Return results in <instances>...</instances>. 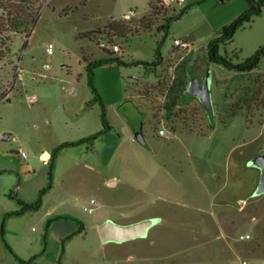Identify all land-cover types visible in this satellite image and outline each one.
Masks as SVG:
<instances>
[{"label": "rangeland", "instance_id": "obj_1", "mask_svg": "<svg viewBox=\"0 0 264 264\" xmlns=\"http://www.w3.org/2000/svg\"><path fill=\"white\" fill-rule=\"evenodd\" d=\"M150 1L47 0L24 50L22 32L0 34V96L5 95L0 131L12 129L17 139L35 147L28 155L31 169H11L10 162L25 166L26 159L12 141H0V264L124 261L128 246L116 252L117 244L102 243L96 222L129 224L148 217L153 225L147 233L158 234L167 250L162 261L150 264H264V192L255 193L252 172L259 169L250 162L264 150V77L256 78L258 69L248 75L208 62L206 45L221 27L208 39L203 35L209 21L224 19L218 12L211 14L208 0H152L162 11L152 18L151 29H144L136 21L151 13ZM184 7L186 13L170 23L167 35L157 30L164 17ZM122 19L133 20L137 32L127 38L108 35L106 24ZM186 34L193 42L191 54L173 46L174 38ZM159 42L163 59L154 67ZM49 43L51 55L46 53ZM102 43L117 44V55L127 63L113 62L119 66L117 80L101 85L93 69L111 128L92 145L63 147L52 187L42 195L39 208L8 215L22 207L19 199L34 204L48 186L50 162L41 150L50 155L58 144L102 129L101 106L93 100L85 68L111 51ZM261 46L264 4L261 14L240 27L220 53L241 62ZM45 63L51 66L48 71ZM258 67H264V58ZM213 73L227 79L222 89L214 84ZM193 74L212 83L211 114L198 98L183 96ZM113 86L119 89V100L105 102ZM140 129L147 146L134 139L133 132ZM261 130L263 136L256 138ZM89 206L93 212L84 209ZM56 216L64 217L46 228L47 218Z\"/></svg>", "mask_w": 264, "mask_h": 264}, {"label": "trees", "instance_id": "obj_2", "mask_svg": "<svg viewBox=\"0 0 264 264\" xmlns=\"http://www.w3.org/2000/svg\"><path fill=\"white\" fill-rule=\"evenodd\" d=\"M47 0H0V34L3 32H22L25 35V42L23 43L22 50L27 46V39L29 38L32 29L39 17L40 10L43 6V3ZM158 1V0H156ZM204 0H197V3H200ZM232 0H218L219 3H225ZM247 7L242 11L236 18H234L230 23L225 24L219 30L217 36L212 38L206 45V55L209 63L222 65L224 68L229 70H234L237 72H251L254 69H257L261 60L264 58V46L259 47L250 57L246 58L241 62H233L232 58L227 56V54L220 53V48L222 45H225L227 42H231L235 32L242 27L244 24L250 22L254 16L261 14V9L264 4V0H245ZM151 13L147 16H143L136 21V23L144 28L151 29L153 17H156L161 14L162 9L155 5L152 0L149 3ZM187 8H182L178 13L171 15L169 17H164V23L157 27L158 31H164L165 35L169 30L170 23L173 20L180 18L186 13ZM133 20H112L106 24L105 29L107 30L108 35L111 37L118 38H127L131 33H136L137 29L133 28ZM0 39L2 37L0 36ZM4 44V43H1ZM161 42L157 44L155 49V60L151 63L152 66L156 67L162 62L161 54ZM106 56L104 58L98 59L93 62L86 64V72L88 76V86L91 89V92L94 94L93 100L101 106V121L103 124L102 129L99 131L86 136L84 138L75 140V141H65L57 146H55L49 156V184L47 187L43 188L40 192L38 200L34 204H26L22 200H18L22 207L14 212L8 213L11 214H20L27 208L37 209L41 205L42 195L52 187V174L57 158L58 152L63 147L76 146L83 143H88L92 145V142L101 134L105 133L111 128V125L108 124L105 114V106L103 101L100 98V95L93 83V68L103 64L117 63V64H127L123 61L121 57L117 55V52L105 50ZM85 60V59H84ZM141 62H132V64H140ZM256 84L260 85L259 81H256ZM188 88L185 90L183 96L185 97ZM5 95L0 96V101L4 99ZM192 98V97H191ZM64 216H56L47 218L45 227H49V224L53 219L61 218ZM83 228L82 225L79 226L78 231H81ZM1 232L3 235V225L1 226ZM6 246L12 251L9 245L5 242ZM13 254H15L13 252ZM16 259L22 263L27 261L19 258L15 255ZM34 257L28 260L31 261Z\"/></svg>", "mask_w": 264, "mask_h": 264}, {"label": "crops", "instance_id": "obj_3", "mask_svg": "<svg viewBox=\"0 0 264 264\" xmlns=\"http://www.w3.org/2000/svg\"><path fill=\"white\" fill-rule=\"evenodd\" d=\"M185 2H186V0H184L181 3H185ZM208 4H209L208 8L211 11V14L218 12L220 14L219 16L223 17L224 19L219 20V22L217 24L215 23V20L209 21L210 27L207 26L206 34L203 35L204 38L206 37V39H208L207 37H210V35L214 31H216V29L224 26V24H226V23H230L235 17H237L239 15V13L241 11L245 10V8H246L245 0H232V1L225 2V3H219L218 0H208ZM132 14H135V13L133 12ZM188 36L189 35L186 34V35L182 36L181 39L188 40L190 42L191 48H192L193 42H191L187 38ZM191 52H192V50L190 49L189 53L191 54ZM109 64H103V65H99V66L94 67L95 68V75H96V78L98 80L97 81L98 85L99 84L101 85V83H103L105 80L110 81V80H113V78H116V80H117L118 72H119V70H118L119 66L112 64V63H109ZM104 65H107V66H104ZM257 69H258V73H257L256 78H259L261 76L264 77V67H258ZM252 71L251 72H244V73L251 75ZM246 79L249 81V83H247V85L252 83V81L249 79V77H247ZM244 85H246V84H244ZM112 92H113V95H111L110 92H109V95L107 94L108 97L106 99H104L105 102L108 101L110 103H113V102H116L117 100H119V97H120L119 89H117L113 86ZM114 92H115V94H114ZM115 98L117 100H115ZM98 118H99V116H98ZM261 128L264 129V124L262 125ZM4 130L9 131L12 134V140L11 141L19 149H25L27 151L28 155H29V153H32L35 151L34 144H32V143L24 144V142L17 139V137L14 135V132L12 129L6 128ZM262 134H263V130H261V132H259V134H257V136H255V137L256 138L261 137ZM255 137L252 138L251 142H254L256 140ZM98 140L100 141L101 139H98ZM263 140H264V136H263ZM261 144H262V142H260V144L256 145V147L252 148L251 152L255 153L257 147ZM83 146H85V144L82 145L81 147H83ZM10 151L12 153V151H14V149L10 148ZM41 154H43L44 157H46V158H49V156H50L48 154L47 150H44V151L41 150ZM28 158H29V156H27V158H26L25 166H21L18 163L15 164L14 162L9 161L10 162L9 164L11 165L10 166L11 169H13V168L18 169V170L24 169V168L25 169H31V167H33L32 166L33 163ZM57 164H58V159L55 162V169H57ZM84 165L87 167H94V165L90 164V163H84ZM55 169H54V171H55ZM228 170H229V168H228ZM258 172L259 171H253L252 172V174L254 175L255 181H256V182H254L255 185L258 184V174H259ZM227 174H228V171H227ZM220 191L221 190L217 191L216 195H218ZM238 201H239V199H238ZM198 209H201V208L198 207ZM148 218H152V217H148ZM142 219H146V218H142ZM142 219H138V220H135L133 222L140 221ZM133 222H130V223H133ZM98 223H99V221L96 222V225H98ZM157 237H159L158 234H154V233L149 232L144 237H139V238L128 240V241H125L122 243L107 242V243L117 244V245H114L116 252L121 250V248H123V246H128V251H127V254L125 256L124 261H123V259L120 260L118 258L117 259L113 258L112 260L110 258H106L105 261L107 264H110V263L122 264V261L124 263H127V264H150L153 261L160 262L163 260L164 256L167 254V250L165 248H162V245H161L162 243L160 242L161 239L157 238Z\"/></svg>", "mask_w": 264, "mask_h": 264}, {"label": "water", "instance_id": "obj_4", "mask_svg": "<svg viewBox=\"0 0 264 264\" xmlns=\"http://www.w3.org/2000/svg\"><path fill=\"white\" fill-rule=\"evenodd\" d=\"M213 82L218 86L221 82L222 89L227 83V79H218L213 73ZM186 98L196 97L199 99L205 110L209 114L212 113V104L209 91V85L207 81L202 84L197 74H193L191 82L188 86V90L185 95ZM134 139L141 145L147 146L142 129L135 130L133 132ZM251 165L258 168L260 171L259 181L255 190L256 194H261L264 192V150L259 154L255 155L251 160ZM111 184L113 182H110ZM153 225V220L151 218L142 219L129 224H119L111 220L103 221L98 224V234L102 243L116 242L122 243L128 240L136 239L139 237H144L149 228Z\"/></svg>", "mask_w": 264, "mask_h": 264}, {"label": "built area", "instance_id": "obj_5", "mask_svg": "<svg viewBox=\"0 0 264 264\" xmlns=\"http://www.w3.org/2000/svg\"><path fill=\"white\" fill-rule=\"evenodd\" d=\"M166 4H168L169 2L173 1V0H163ZM184 0H177L178 3H181L183 2ZM127 17V16H125ZM173 46L175 47H178L180 49H190L191 48V44L188 40H185V39H181V38H174L173 39ZM101 47L102 48H109V50L113 51V52H118L120 50L119 46L117 44H110V45H106L104 43L101 44ZM53 45L51 43H49L47 45V48H46V53L48 55H51L53 53ZM8 58V57H7ZM3 59V56H2V53L0 52V61ZM9 59V58H8ZM20 62L21 61H18L17 62V66L19 67L20 66ZM43 68L44 70H49L51 68V66L48 64V63H45L43 65ZM173 70H174V66H171L170 67V73L173 75ZM41 77H45V75L43 74H40ZM166 133V130L164 129H159L158 131V134L159 135H165ZM12 140V134L9 132V131H0V141H11ZM20 155L22 156V158L26 159L27 156H28V153L25 149H20ZM91 204L94 203V200H91L90 201ZM85 210H87L88 212H93L94 208L92 206H89V207H85L84 208ZM249 237V235H242L241 238H247ZM241 264H251L247 261H241Z\"/></svg>", "mask_w": 264, "mask_h": 264}, {"label": "flooded vegetation", "instance_id": "obj_6", "mask_svg": "<svg viewBox=\"0 0 264 264\" xmlns=\"http://www.w3.org/2000/svg\"><path fill=\"white\" fill-rule=\"evenodd\" d=\"M200 79V82H201V84L204 82V81H207L208 82V85H209V87L211 86L212 87V83L208 80V78H199ZM218 86L219 87H221L222 86V83L221 82H219L218 83Z\"/></svg>", "mask_w": 264, "mask_h": 264}]
</instances>
